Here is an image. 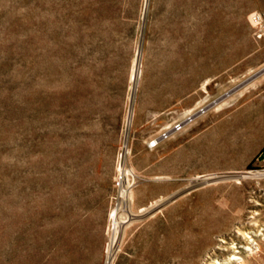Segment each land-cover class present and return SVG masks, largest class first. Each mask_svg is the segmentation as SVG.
I'll list each match as a JSON object with an SVG mask.
<instances>
[{"label":"rangeland","instance_id":"374dc122","mask_svg":"<svg viewBox=\"0 0 264 264\" xmlns=\"http://www.w3.org/2000/svg\"><path fill=\"white\" fill-rule=\"evenodd\" d=\"M261 11L0 0V264H264Z\"/></svg>","mask_w":264,"mask_h":264},{"label":"built area","instance_id":"2783aa9c","mask_svg":"<svg viewBox=\"0 0 264 264\" xmlns=\"http://www.w3.org/2000/svg\"><path fill=\"white\" fill-rule=\"evenodd\" d=\"M250 24L256 39H264V11L253 12L250 15ZM222 104V96H204L195 106L187 111L180 112L169 123L160 129L147 146L149 149L157 148L161 143L183 133L188 127L205 117L209 112Z\"/></svg>","mask_w":264,"mask_h":264},{"label":"bare ground","instance_id":"6f19581e","mask_svg":"<svg viewBox=\"0 0 264 264\" xmlns=\"http://www.w3.org/2000/svg\"><path fill=\"white\" fill-rule=\"evenodd\" d=\"M136 59V58H135ZM138 61V60H137ZM136 65H137V63H136ZM136 71H137V69H136ZM131 118H132V113H130L129 114V118H128V125L130 124V122H131ZM225 245H222V247L225 249V247H224ZM225 264V263H224ZM227 264V263H226Z\"/></svg>","mask_w":264,"mask_h":264},{"label":"trees","instance_id":"16d2710c","mask_svg":"<svg viewBox=\"0 0 264 264\" xmlns=\"http://www.w3.org/2000/svg\"><path fill=\"white\" fill-rule=\"evenodd\" d=\"M262 157L264 156V153H262V155H261Z\"/></svg>","mask_w":264,"mask_h":264}]
</instances>
